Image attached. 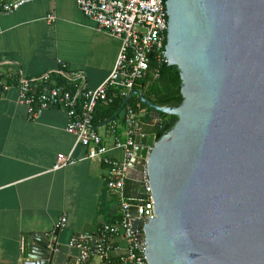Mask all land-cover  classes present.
Masks as SVG:
<instances>
[{
	"label": "water",
	"instance_id": "95a60500",
	"mask_svg": "<svg viewBox=\"0 0 264 264\" xmlns=\"http://www.w3.org/2000/svg\"><path fill=\"white\" fill-rule=\"evenodd\" d=\"M166 58L182 78L180 105L161 139L136 138L147 159L156 217L145 226L148 264H264V0H167ZM160 118V116H158ZM138 160V159H137ZM145 198L137 182L136 195ZM65 264H75V248ZM0 264H56L48 245ZM105 264L91 259L84 264Z\"/></svg>",
	"mask_w": 264,
	"mask_h": 264
},
{
	"label": "crops",
	"instance_id": "0c3cea01",
	"mask_svg": "<svg viewBox=\"0 0 264 264\" xmlns=\"http://www.w3.org/2000/svg\"><path fill=\"white\" fill-rule=\"evenodd\" d=\"M12 1L0 0V7ZM120 47V38L99 29L77 0H33L12 12L0 8V262L11 255L23 261L22 249L31 243L33 250L48 245L56 264H65L73 236L97 234L117 218L107 166L88 158L86 146H75L65 109L51 107L31 120L19 102V89L22 79L56 73L62 63L69 73L82 72L86 85L96 88L114 69ZM151 114L159 119V113ZM154 126L146 131L153 132ZM59 153H71L75 162L54 169ZM109 154L122 157L120 150ZM136 191L132 182L129 193ZM63 216L67 225L57 233L58 250L53 251L47 234ZM114 246L115 257L128 252L122 238Z\"/></svg>",
	"mask_w": 264,
	"mask_h": 264
},
{
	"label": "built area",
	"instance_id": "2783aa9c",
	"mask_svg": "<svg viewBox=\"0 0 264 264\" xmlns=\"http://www.w3.org/2000/svg\"><path fill=\"white\" fill-rule=\"evenodd\" d=\"M33 0H14L1 4V11L12 12L24 3ZM167 0H77L80 10L97 23L101 30L108 31L121 40L120 51L114 69L96 88L86 85L82 72L69 73L67 64L62 63L60 71L45 73L36 79H22L19 102L26 105L28 117L35 120L48 108L59 107L67 112V131L72 133L76 145L88 148V158L101 159L107 166L108 189L117 199V218L103 224L97 234H78L69 242L75 248V264H84L91 259L105 260V264H148V246L145 226L151 217H156L153 191L147 159L137 158L136 138L146 128L160 121L153 118L143 123V113L126 106L123 123L116 119L107 123L104 133L94 123L95 109L99 102L110 100L111 89L127 97L150 68L154 53L159 61L167 62L166 44L169 16ZM54 16L50 15L52 20ZM67 78L76 84L73 91L51 79L52 75ZM4 89L9 85L1 82ZM120 150L122 157L109 154ZM138 159V160H137ZM71 153H59L54 169L74 163ZM140 182L145 189V198H128L126 183ZM67 225L63 216L55 223L51 233L50 247L58 250L57 233ZM122 238L128 245V252L115 257L114 241Z\"/></svg>",
	"mask_w": 264,
	"mask_h": 264
},
{
	"label": "trees",
	"instance_id": "16d2710c",
	"mask_svg": "<svg viewBox=\"0 0 264 264\" xmlns=\"http://www.w3.org/2000/svg\"><path fill=\"white\" fill-rule=\"evenodd\" d=\"M167 43V39L165 44ZM151 63L146 75L137 83L134 90H140L151 101L156 104L166 105H180L184 97L182 95V78L180 69L177 66H169L168 62L159 61L154 53L150 54ZM53 80L59 85H64L70 90L76 89V84L59 75H52ZM110 100L101 101L97 104L95 109L94 123L97 128L101 125H106L107 121L114 117V115L122 107L126 97L116 89H111L108 93ZM126 106L134 108L137 112L143 113L141 119L143 123H150L153 120L151 112L155 110L149 105L142 102L138 95H134L129 100ZM124 110L116 118L122 124ZM177 121L176 116H169L165 113H160V121L153 127V132L157 139H161L165 134L170 132L174 124L171 120Z\"/></svg>",
	"mask_w": 264,
	"mask_h": 264
},
{
	"label": "rangeland",
	"instance_id": "374dc122",
	"mask_svg": "<svg viewBox=\"0 0 264 264\" xmlns=\"http://www.w3.org/2000/svg\"><path fill=\"white\" fill-rule=\"evenodd\" d=\"M102 126H107V123H106V125H102Z\"/></svg>",
	"mask_w": 264,
	"mask_h": 264
}]
</instances>
